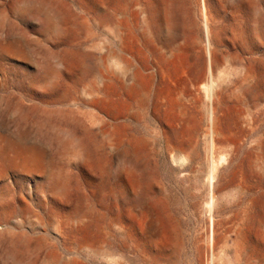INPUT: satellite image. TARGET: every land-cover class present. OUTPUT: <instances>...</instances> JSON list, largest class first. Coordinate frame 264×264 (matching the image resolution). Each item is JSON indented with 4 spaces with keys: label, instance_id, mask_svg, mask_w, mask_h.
<instances>
[{
    "label": "rangeland",
    "instance_id": "1",
    "mask_svg": "<svg viewBox=\"0 0 264 264\" xmlns=\"http://www.w3.org/2000/svg\"><path fill=\"white\" fill-rule=\"evenodd\" d=\"M34 1L0 0V264H107L105 249L122 253L124 264H264V175L254 164L264 103L226 91L240 61L264 90V0H41L45 8ZM45 10L57 16L53 26L41 18ZM156 14L166 29L149 34ZM117 54L142 74L137 93L120 81L100 83ZM46 68L56 72L48 84ZM211 108L224 133L213 158L227 159L212 194ZM108 115L125 145L141 142L155 239L148 216L122 201L121 181L133 192L135 179H121L98 131ZM63 129L83 141V160L71 159ZM177 151L192 161L176 165ZM61 170L68 188L56 195L49 185ZM78 210L86 222L72 225ZM89 246L99 255H86Z\"/></svg>",
    "mask_w": 264,
    "mask_h": 264
},
{
    "label": "bare ground",
    "instance_id": "2",
    "mask_svg": "<svg viewBox=\"0 0 264 264\" xmlns=\"http://www.w3.org/2000/svg\"><path fill=\"white\" fill-rule=\"evenodd\" d=\"M40 1L41 0H35L33 3L38 5V6H40V7H42V8H45V6H43L44 3L42 4ZM236 5H237V3H236ZM36 9H38V8H36ZM40 11H41V9H40ZM45 12L46 13L43 16L41 14V16H42L41 18H43V20L45 21L47 27L53 26L55 19H57V16L55 14H53L52 12H49V11L47 12L46 10H45ZM140 13L144 14L142 10L140 11ZM36 14H38V12ZM156 16H157V14H156ZM146 24H147L146 25V30H147V32L149 34H152L155 30L161 32V30L164 31L166 29L165 21H164V19L161 16L155 17L153 22L147 21ZM206 28H207L206 30H207V38H208V44H209V48H208L209 57L211 58V59H209V60H211V62H210L211 65H210V68H209V76H212L213 73H214V65H215L214 61H213V58H212V49H211V47H212V39L210 37V32H209L208 26ZM114 30H115L116 36L118 38H121L122 34H121L120 26H116L114 28ZM174 30H176L175 27H174ZM120 55L117 54V56H116L117 58L113 61V70L107 71L106 74L101 76L100 83L103 85V87H106L107 84H110L111 81H120L126 86L127 89L131 90V92L137 93L138 91L141 90V75L142 74L139 73V72L131 71L129 69L130 67L128 68V66L124 62L123 57H121ZM56 58H54V59H56ZM52 62H53V59H52ZM111 64H112V62H111ZM253 65H255V64H253ZM46 71H47V68H46ZM155 72H157V71H155ZM44 78H45L47 84L51 83L56 78L55 70L53 69L51 71H47V73H46ZM228 79H229V81L226 82V91L227 92H231V95H235L237 97H244V93H250L252 97H255L256 99H258V100H260L261 102L264 103V90H262L259 87V85L256 83L258 80L255 81V76H254L253 70H252L251 67H248L246 65V62L240 61L239 65L237 67L236 66L235 67H230V75L228 76ZM99 89L102 90V86H100ZM215 97H217L216 94H215V85L212 84L210 86V88L208 89V98H209V100L211 102H214ZM100 118H102V117L100 116ZM100 118L97 119L96 121L100 120ZM210 118H211V126L209 128V142L207 143L206 151L210 155L209 159H208V164H209V184H208V187H209L210 192L212 194V193H215L219 189L222 188V185H223V182H222V169H223V167L225 165V162L227 163V159H226L225 156L224 157L222 156L219 159V161L217 162L213 158L214 148L218 149L217 150L218 154L220 153V148H221V146L224 143V133H223L222 128L216 122V120L214 118V112H213L212 108L210 110ZM103 119H104V121L103 122L101 121L103 123V125L101 123L102 126L99 128L98 131L102 135L103 139H105V144H106L105 146L108 147L107 150L109 149L110 157L112 159H114V160H118L119 163H120V166H121V173L120 174L122 175L121 179H123V177L125 175H127L129 177L133 176L134 179H135V181L133 183V187H132L133 192L128 187V185H126V183H124L125 182L124 179H123V181H121L123 186L125 185L124 186L123 195H122V201L128 207L127 209H129L133 213H135L137 215H139L141 213H144L145 215L148 216V218H149L148 225H149V227L151 229L155 230V232L152 233L153 234L152 238L155 239V237L159 236L158 232H156V230L158 229V225H157L158 222H157V220L155 218V210H154L153 206L149 203V200H148L149 198H147V192L150 189L149 188L150 185H149L148 182H146L145 180L140 178V173L142 171V165H141V162H140V151H139V148H140L141 142L136 140L133 143H129L128 145H125L124 142H123V139L118 137L117 133H116V130H119L120 124L116 123V121L110 115L104 116L102 118V120ZM252 121H253V118L252 119L250 118L249 125H251ZM66 124H68V123H66ZM52 127H54V126H52ZM67 127H69V126H67ZM49 128H51V126ZM70 128H71V126H70ZM82 128H81V131H82ZM59 129H61V128H59ZM53 130H54V128H53ZM40 131H42V130H40ZM74 131H67V130L63 129V130L58 131V134H60L64 138L67 146L70 148L71 159L72 160H76V161H81V160H83V158L86 155V147L82 143L83 141L80 140V138H79L78 134L76 133V131L75 132ZM44 132H45V130H44ZM88 132H89V130H88ZM55 133H57V131H55ZM89 136H90V134H89ZM65 142H63V143H65ZM259 142H261V141L259 140ZM64 146H66V145H64ZM105 146H103V147H105ZM67 150H69V149H67ZM254 151H255V154H254V158H255L254 162L255 163L254 164H256V166H257V167L255 166V168H258L261 171V173L264 175V143L261 142L258 145H256ZM172 160H173V162L176 165H178L180 167H183V166H185L186 164H188L189 162L192 161V155H190V154H188L186 152L177 151L173 155ZM58 173H59L58 176L49 185V189H50L51 192L55 193L56 195H65L66 192H67V188H68L67 171L66 170H61ZM118 202H120V201H118ZM212 205H213V201L211 203V207H213ZM86 219H87L86 211L85 210H78V211H76L74 213V215L70 219L69 223L72 224V225L79 226L81 224H84L86 222ZM117 226H119V225H117ZM120 228H122V227H120ZM214 246H215V240L212 237V241H211L210 246L208 247L207 253ZM203 251H205V250H203ZM85 253H86V255H89V256H92V255L97 256V255H99V252L94 251L91 246L86 248ZM146 253H147V251H146ZM120 255L114 249L113 250L105 249V250L101 251V253H100V256H102V257L107 259V264H124L125 257H123V255L122 256H120ZM14 256H15V254H14ZM145 261H147V260H145Z\"/></svg>",
    "mask_w": 264,
    "mask_h": 264
}]
</instances>
